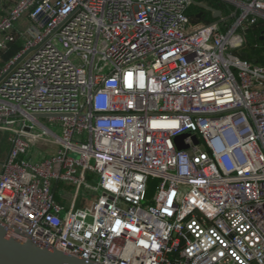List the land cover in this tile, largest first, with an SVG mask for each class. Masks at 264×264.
<instances>
[{"label":"built area","instance_id":"2783aa9c","mask_svg":"<svg viewBox=\"0 0 264 264\" xmlns=\"http://www.w3.org/2000/svg\"><path fill=\"white\" fill-rule=\"evenodd\" d=\"M218 1L194 22L216 9L0 0L11 235L94 264H264V64L242 56H264V0Z\"/></svg>","mask_w":264,"mask_h":264},{"label":"water","instance_id":"95a60500","mask_svg":"<svg viewBox=\"0 0 264 264\" xmlns=\"http://www.w3.org/2000/svg\"><path fill=\"white\" fill-rule=\"evenodd\" d=\"M209 9L208 7H205ZM220 10H214V19L222 18ZM244 58H248L247 53H242ZM47 115H39L37 118L44 119ZM186 133L176 139L179 149H187L184 139L190 136ZM195 144L198 139L194 138ZM0 264H94L90 261L75 258L69 254L61 252L55 247H44L36 244L31 238L21 239L9 233L8 228L0 222Z\"/></svg>","mask_w":264,"mask_h":264},{"label":"trees","instance_id":"16d2710c","mask_svg":"<svg viewBox=\"0 0 264 264\" xmlns=\"http://www.w3.org/2000/svg\"><path fill=\"white\" fill-rule=\"evenodd\" d=\"M195 3L199 4L201 2H206L208 4V6L212 9H216V10H220L223 12L224 15H229L230 11L228 9V7L223 4L222 2H219L218 0H193ZM188 15L192 18V20L194 22H214L215 19L213 17V14L210 11H206L203 8L197 6V5H193L189 12ZM262 26H260V28L256 29L254 34L252 35V40L254 41H258L259 40V35L264 31V24L261 23ZM23 49V45L22 42H16L15 44H12L9 48V50L5 53L2 54V59L4 61H8L10 59H12L13 57H15L18 53H20ZM249 56L251 59H257L258 62L263 63L264 64V56H262L259 53H255V52H250ZM2 133H0L1 136ZM10 144H6L5 148H4V152L9 151L10 150ZM7 153H2L0 155V157L2 158L3 156H5ZM149 196H152L154 194V181H151V188L148 192ZM59 200V199H58Z\"/></svg>","mask_w":264,"mask_h":264},{"label":"rangeland","instance_id":"374dc122","mask_svg":"<svg viewBox=\"0 0 264 264\" xmlns=\"http://www.w3.org/2000/svg\"><path fill=\"white\" fill-rule=\"evenodd\" d=\"M27 28H28V27H27ZM43 121L46 123L45 120H43ZM8 138H9V136H7L6 134H1V136H0V155H1L2 153H7V152H8V151L4 152V151H5L4 148H5L6 144H8V143L10 144V142L8 141ZM10 146H11V144H10ZM36 154H38L37 151H36ZM0 158H1V157H0ZM63 187H67V189H68L69 191H72V192L75 191V188L72 187L71 185H70V186H68V185H64ZM80 206L83 207V206H85V204H84V203H81Z\"/></svg>","mask_w":264,"mask_h":264},{"label":"crops","instance_id":"0c3cea01","mask_svg":"<svg viewBox=\"0 0 264 264\" xmlns=\"http://www.w3.org/2000/svg\"><path fill=\"white\" fill-rule=\"evenodd\" d=\"M0 16H1V12H0ZM26 24H27V21H26L25 19H23V20H21V21L18 23L17 27H18V28H25V27H26ZM9 151H10V150H9ZM9 151L7 152V154H6L5 156H3L2 158H0V161L6 159V157L8 156Z\"/></svg>","mask_w":264,"mask_h":264}]
</instances>
